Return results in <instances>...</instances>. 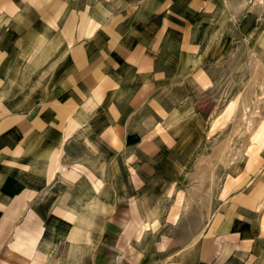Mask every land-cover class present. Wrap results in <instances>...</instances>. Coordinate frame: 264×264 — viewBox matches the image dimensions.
Returning <instances> with one entry per match:
<instances>
[{
    "label": "crops",
    "instance_id": "0c3cea01",
    "mask_svg": "<svg viewBox=\"0 0 264 264\" xmlns=\"http://www.w3.org/2000/svg\"><path fill=\"white\" fill-rule=\"evenodd\" d=\"M176 5L0 0V264H264V152L198 228L166 202L206 116L209 50Z\"/></svg>",
    "mask_w": 264,
    "mask_h": 264
},
{
    "label": "rangeland",
    "instance_id": "374dc122",
    "mask_svg": "<svg viewBox=\"0 0 264 264\" xmlns=\"http://www.w3.org/2000/svg\"><path fill=\"white\" fill-rule=\"evenodd\" d=\"M176 3L180 12L192 20L188 30L190 41L200 46V52L209 50L206 64L196 73L206 77L207 84L196 85L193 99L197 113L206 116L201 130L189 133V139L186 132H179L181 136L170 149L187 163L182 164L183 175L177 187L174 182L171 184L172 194L166 202L184 205L186 209L193 206L189 220L198 228L202 215L208 214L210 206L220 198L222 184L228 180L230 183L234 173L249 170L264 152L263 133L252 142L264 116V0ZM173 11L179 12L174 7ZM231 104L236 106L229 113ZM159 135L164 136L166 143H173L166 132ZM152 145L155 144L151 142L146 149L148 152L162 150ZM130 151L135 155L140 150ZM247 152L251 155L248 163ZM134 165L119 164L117 168L126 167L129 171L128 167ZM149 166L156 170V165Z\"/></svg>",
    "mask_w": 264,
    "mask_h": 264
},
{
    "label": "bare ground",
    "instance_id": "6f19581e",
    "mask_svg": "<svg viewBox=\"0 0 264 264\" xmlns=\"http://www.w3.org/2000/svg\"><path fill=\"white\" fill-rule=\"evenodd\" d=\"M235 106H236V104H231L230 106H229V108H228V112L230 113V112H232V111H234L235 110ZM260 133H264V116H263V118H262V121L259 123V125H258V129H257V131L254 133V135L252 136V142L254 143V142H256L257 141V138H258V136L260 135ZM256 140V141H255ZM263 151H264V149H263ZM248 153V152H247ZM250 156L251 155H249V153H248V159H247V163L249 162V160H250Z\"/></svg>",
    "mask_w": 264,
    "mask_h": 264
}]
</instances>
